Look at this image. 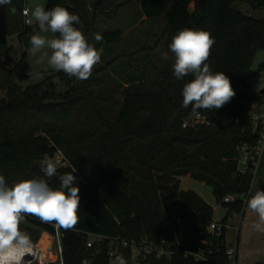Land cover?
Masks as SVG:
<instances>
[{
    "label": "trees",
    "instance_id": "16d2710c",
    "mask_svg": "<svg viewBox=\"0 0 264 264\" xmlns=\"http://www.w3.org/2000/svg\"><path fill=\"white\" fill-rule=\"evenodd\" d=\"M106 3L93 0L89 8V0H46L45 10L59 5L78 15L76 27L92 44L97 15ZM234 4L261 11L263 17L244 15ZM24 7L25 0L0 5V174L9 186L21 179L45 178L57 188L58 177L76 169L80 219L74 231L61 230L64 263L110 264L116 256L130 262L132 244L148 241L164 242L169 255L158 258L138 251L139 264H227L226 228L219 236L209 230L213 207L197 193L182 190L179 178L189 175L212 187L217 203L227 209L222 224L245 208L254 176L251 168L239 171V147L255 149L263 129L254 127L252 115L264 95L252 91L247 80L253 76L255 55L264 50V0H173L170 7L168 0H143L147 19L166 13L160 40L169 58L164 59L158 88L149 91L142 82L127 90L113 121L106 119L93 93L105 68H94L84 81L56 71L26 90L15 84L27 78L26 52L8 66L16 54L9 38L16 35L28 46L30 36L40 31L38 24L24 23ZM184 28L211 32L215 44L207 63L214 72H224L236 92L219 109L199 110L210 125L187 129L182 125L192 111L182 106L181 91L192 77H174L169 49L172 37ZM121 37V30L104 34L106 43ZM55 77L65 85L64 93L57 92ZM57 151L69 167L47 178L42 159H52ZM229 195L234 200L225 202ZM20 228L33 245L42 232L54 233L52 223L31 215ZM90 238L96 240L88 248Z\"/></svg>",
    "mask_w": 264,
    "mask_h": 264
},
{
    "label": "clouds",
    "instance_id": "9594fccd",
    "mask_svg": "<svg viewBox=\"0 0 264 264\" xmlns=\"http://www.w3.org/2000/svg\"><path fill=\"white\" fill-rule=\"evenodd\" d=\"M11 3L12 0H0L3 6ZM24 15L30 17L28 24L35 22L40 30L29 39V51L37 57V63L46 61L52 70L62 71L79 81L90 78L94 67L101 63L103 50L90 44L82 28L76 27L80 24L78 15L59 5L49 10L36 5L26 8ZM40 33H51L52 37ZM214 44L210 31L184 28L172 37L169 45L174 54V77L177 80L192 77L183 84L182 106L191 107L197 115L199 110L223 107L236 95L229 77L224 72H214L207 63ZM168 58L167 53L161 56V59ZM41 170L47 178L57 175V167L51 160L42 161ZM75 171L73 167L60 175L57 188L51 187L45 178L21 179L9 186L0 174V264H32L24 257L32 254L33 244L29 234L20 228L26 215L52 223L57 232L76 229L80 219V189L75 185ZM247 208L257 216L252 228L264 233V190L250 194ZM110 264H127V261L123 256H116Z\"/></svg>",
    "mask_w": 264,
    "mask_h": 264
},
{
    "label": "rangeland",
    "instance_id": "374dc122",
    "mask_svg": "<svg viewBox=\"0 0 264 264\" xmlns=\"http://www.w3.org/2000/svg\"><path fill=\"white\" fill-rule=\"evenodd\" d=\"M142 1L107 0L106 6L101 10L102 13L97 15L96 32L92 45L98 50L102 49L103 52L101 63L97 64L94 68L96 70L105 69L100 72L99 79L101 81L94 88L93 93L98 99L99 106L104 110L106 119L110 121H113L118 114L127 90H134L136 86L142 85L143 82L146 89L154 91L158 88L160 82L159 73L164 62V59H161L162 54H164V43L160 40V36L165 28L166 13L158 18L147 19L142 12ZM172 2L173 0H168L169 7ZM92 3L93 0H89V8H92ZM36 5H41L45 8L46 0H25L27 8H34ZM233 8L244 15L256 19L263 17V12L253 11L246 6L234 4ZM192 9L193 4L190 5V10ZM34 24L35 22L31 26H34ZM115 30H121V39L106 43L104 34L114 32ZM40 34L52 37L51 33ZM97 35L102 38L96 40L95 37ZM8 42L9 47L16 51L8 66H13L17 63L22 53L26 52L24 73L27 78L21 81L19 79L15 80V84L20 85L23 90L40 83L45 75L55 74L56 71L49 68L46 61L44 63L36 62L37 57H34L29 51L30 44L28 46L22 45L16 35L11 36ZM252 71V78H254L252 91L260 93L264 89V79H262L264 77V50L257 52L255 55ZM53 80L57 83V92L64 93L66 91L65 85L58 77H55ZM44 160H49V158L44 157L42 161ZM56 167L57 170L60 169L58 166ZM179 183L182 190H191L197 193L206 203L213 207L214 222H220L226 217L227 209L217 203L210 185L195 180L189 175L181 176ZM235 230L237 231V229ZM233 232L234 230H228L227 239L231 242L233 238L235 240ZM43 234L47 233L42 232L41 237ZM95 240L96 238H90V241ZM39 241L36 246H38ZM165 249L167 250V247ZM132 251L138 252L135 247L132 248ZM136 253L134 254L135 259H131L127 264H138Z\"/></svg>",
    "mask_w": 264,
    "mask_h": 264
},
{
    "label": "built area",
    "instance_id": "2783aa9c",
    "mask_svg": "<svg viewBox=\"0 0 264 264\" xmlns=\"http://www.w3.org/2000/svg\"><path fill=\"white\" fill-rule=\"evenodd\" d=\"M27 7H24L22 10V14L24 16V23L26 25H30L27 23L29 16L24 15V10ZM248 84H252V79L247 80ZM252 122L254 127H257L259 125L262 126V132H261V138L259 141L258 146L253 149L247 145H241L239 147V161H238V168L239 171L242 173H245L249 168H251L253 176H255L259 162L261 159V155L263 152L264 147V116L259 113H254L252 115ZM211 122L208 119L207 116L203 115L199 112V114L191 113L190 116L184 121L182 127L184 129L187 128H194L198 125H210ZM56 166L59 168H68L69 163L68 161L63 157L62 153L60 151H57L56 154L52 159L49 158ZM234 200V197L232 195H229L225 197V202H231ZM54 227V226H53ZM226 228L225 224H222L221 222H213L211 223L209 230L216 234V236H219L222 234L223 229ZM62 230V229H61ZM57 232L56 228L54 227V233L50 235V243L46 250V257L44 260H41V251L38 249L36 245H33L32 248V254L26 255L24 257L25 261H32V264H65L63 259V247H62V237L63 233L62 231ZM94 241H88L87 247H92ZM127 243H124V246H126ZM135 247L138 251H150L154 253L158 258H161L162 256H168L169 255V249L165 245L164 242L160 244H152L148 241H143L142 244L139 246L135 243L132 244V248ZM167 247V250L165 249ZM115 255V251L111 250L109 252L110 258H113ZM50 256L54 257L53 259H50ZM226 256L228 259L227 264H236L235 261V250L232 248H227L226 250Z\"/></svg>",
    "mask_w": 264,
    "mask_h": 264
},
{
    "label": "crops",
    "instance_id": "0c3cea01",
    "mask_svg": "<svg viewBox=\"0 0 264 264\" xmlns=\"http://www.w3.org/2000/svg\"><path fill=\"white\" fill-rule=\"evenodd\" d=\"M253 80L254 78H252L251 88L254 83ZM262 91L264 95V89ZM253 110L254 113L264 116V100L261 105H254ZM257 190H264V147L249 195L245 198L246 205L243 212L230 217L226 222L225 243L227 248L235 250L236 264H264V233H259L252 228V223L257 219V216L247 208V199L250 194H254ZM237 226L238 228H236ZM230 229L231 231L234 230L233 237H235V240L233 238L232 242L227 239L228 230ZM135 253V251H132L131 259L133 260L135 259ZM137 257L138 252L136 253V260L139 264Z\"/></svg>",
    "mask_w": 264,
    "mask_h": 264
},
{
    "label": "bare ground",
    "instance_id": "6f19581e",
    "mask_svg": "<svg viewBox=\"0 0 264 264\" xmlns=\"http://www.w3.org/2000/svg\"><path fill=\"white\" fill-rule=\"evenodd\" d=\"M50 243V236L48 234H43L39 243H38V249L41 251V260H44L46 257V250ZM54 257L50 256V259H53Z\"/></svg>",
    "mask_w": 264,
    "mask_h": 264
},
{
    "label": "water",
    "instance_id": "95a60500",
    "mask_svg": "<svg viewBox=\"0 0 264 264\" xmlns=\"http://www.w3.org/2000/svg\"><path fill=\"white\" fill-rule=\"evenodd\" d=\"M17 81V80H16ZM261 94H263V91L261 92ZM239 199L241 198V197H238Z\"/></svg>",
    "mask_w": 264,
    "mask_h": 264
}]
</instances>
